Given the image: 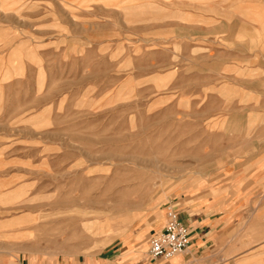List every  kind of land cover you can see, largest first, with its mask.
<instances>
[{
  "label": "rangeland",
  "instance_id": "374dc122",
  "mask_svg": "<svg viewBox=\"0 0 264 264\" xmlns=\"http://www.w3.org/2000/svg\"><path fill=\"white\" fill-rule=\"evenodd\" d=\"M182 1L208 0H0L1 260L147 259L174 201L212 188L239 130L206 50L176 41Z\"/></svg>",
  "mask_w": 264,
  "mask_h": 264
},
{
  "label": "crops",
  "instance_id": "0c3cea01",
  "mask_svg": "<svg viewBox=\"0 0 264 264\" xmlns=\"http://www.w3.org/2000/svg\"><path fill=\"white\" fill-rule=\"evenodd\" d=\"M183 3L189 8L180 12L190 20L175 28L190 35H176V41L206 50L197 57L212 63L206 75L214 83L206 99L228 110L214 119L225 126L224 136H234L230 126L239 130L238 143L221 152L230 159L212 188L198 186L172 205L190 232L189 248L171 260H151L148 250L144 259L140 251L123 245L78 259L22 254L17 260L0 259V264H264V0ZM156 42L167 41L158 36ZM0 140L4 165L5 156L16 152L6 150L4 134Z\"/></svg>",
  "mask_w": 264,
  "mask_h": 264
},
{
  "label": "built area",
  "instance_id": "2783aa9c",
  "mask_svg": "<svg viewBox=\"0 0 264 264\" xmlns=\"http://www.w3.org/2000/svg\"><path fill=\"white\" fill-rule=\"evenodd\" d=\"M164 228L154 235L149 242L148 255L151 260H171L184 253L191 244L188 228L183 225L171 206Z\"/></svg>",
  "mask_w": 264,
  "mask_h": 264
}]
</instances>
